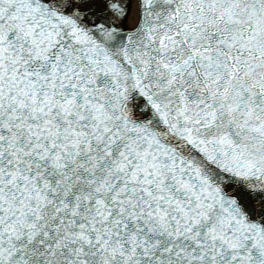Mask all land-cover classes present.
<instances>
[{"label":"snow or ice","instance_id":"6c2138e0","mask_svg":"<svg viewBox=\"0 0 264 264\" xmlns=\"http://www.w3.org/2000/svg\"><path fill=\"white\" fill-rule=\"evenodd\" d=\"M0 264H264V0H0Z\"/></svg>","mask_w":264,"mask_h":264}]
</instances>
